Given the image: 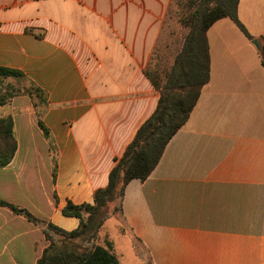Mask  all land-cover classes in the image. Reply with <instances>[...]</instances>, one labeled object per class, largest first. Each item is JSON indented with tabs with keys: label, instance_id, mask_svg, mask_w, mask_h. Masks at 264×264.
<instances>
[{
	"label": "crops",
	"instance_id": "crops-1",
	"mask_svg": "<svg viewBox=\"0 0 264 264\" xmlns=\"http://www.w3.org/2000/svg\"><path fill=\"white\" fill-rule=\"evenodd\" d=\"M172 4L0 0V67L22 72L47 97L45 108L17 96L0 111V118L12 116L18 142L0 170V200L67 232L78 229L63 209L94 203L157 108L160 95L146 72L156 64ZM238 16L262 46L264 0H240ZM207 37L210 82L149 179L125 190L118 232L141 247L147 264H264L260 50L230 18ZM102 230L98 244L112 242L124 264L108 235L99 243ZM48 246L39 227L0 207V264H37Z\"/></svg>",
	"mask_w": 264,
	"mask_h": 264
},
{
	"label": "trees",
	"instance_id": "trees-1",
	"mask_svg": "<svg viewBox=\"0 0 264 264\" xmlns=\"http://www.w3.org/2000/svg\"><path fill=\"white\" fill-rule=\"evenodd\" d=\"M240 0H173L180 14L181 24L188 29L182 48L163 80L157 72L146 75L159 92L160 98L152 116L139 128L123 156L116 160L106 188L94 193V203L74 205L69 202L63 215L79 220V227L67 232L52 223L34 217L29 211L10 202L0 200V207L25 217L39 227L49 246L37 264H120L113 243L99 245V234L105 223L116 218L124 220L123 200L128 184L134 180L146 181L152 175L174 136L186 125L194 111L203 88L211 79V59L208 31L219 20L230 18L250 40L238 16ZM43 38L44 34H38ZM260 56L264 66V44ZM25 80V75L14 69L0 67V108L17 96H29L42 107L47 106L44 91L33 83L19 88L9 79ZM162 80V81H161ZM37 104V105H38ZM39 125L45 136L50 132L41 120ZM53 149V148H52ZM18 142L12 116L0 118V170L13 161ZM57 159L54 157L53 177L56 179Z\"/></svg>",
	"mask_w": 264,
	"mask_h": 264
},
{
	"label": "rangeland",
	"instance_id": "rangeland-1",
	"mask_svg": "<svg viewBox=\"0 0 264 264\" xmlns=\"http://www.w3.org/2000/svg\"><path fill=\"white\" fill-rule=\"evenodd\" d=\"M187 33L188 29L181 24L180 14L175 5L172 4L170 14L164 27L162 43L156 53V64L154 63L155 65L150 68V71L152 73L157 72L162 80L173 65L175 56L182 48ZM9 82L14 83L19 88L29 87L26 80L11 78ZM1 110L2 108H0V111ZM118 225L122 226V223H120V221L118 222L116 219L109 220L101 232L99 243L102 244L105 236L108 235L115 243L118 254L121 256V260L124 264H147L148 259L141 247H133L128 237L119 234Z\"/></svg>",
	"mask_w": 264,
	"mask_h": 264
},
{
	"label": "water",
	"instance_id": "water-1",
	"mask_svg": "<svg viewBox=\"0 0 264 264\" xmlns=\"http://www.w3.org/2000/svg\"><path fill=\"white\" fill-rule=\"evenodd\" d=\"M253 44L255 45V47H256L258 50H261V45H260V42H259L258 40L253 41Z\"/></svg>",
	"mask_w": 264,
	"mask_h": 264
}]
</instances>
